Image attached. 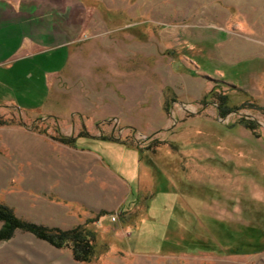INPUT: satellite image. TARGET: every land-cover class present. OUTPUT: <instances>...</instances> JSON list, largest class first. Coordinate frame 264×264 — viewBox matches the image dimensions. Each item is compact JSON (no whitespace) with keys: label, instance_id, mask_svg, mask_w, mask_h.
Wrapping results in <instances>:
<instances>
[{"label":"rangeland","instance_id":"rangeland-1","mask_svg":"<svg viewBox=\"0 0 264 264\" xmlns=\"http://www.w3.org/2000/svg\"><path fill=\"white\" fill-rule=\"evenodd\" d=\"M5 11L76 23L49 86L47 69L11 67L58 64L43 54L60 46L29 44L26 23L0 32V202L49 227L88 222L48 192L61 137L99 135L84 146L131 194L91 215L92 261L18 229L0 264H264V0H0Z\"/></svg>","mask_w":264,"mask_h":264},{"label":"crops","instance_id":"crops-1","mask_svg":"<svg viewBox=\"0 0 264 264\" xmlns=\"http://www.w3.org/2000/svg\"><path fill=\"white\" fill-rule=\"evenodd\" d=\"M31 4L34 6L36 5V3ZM5 12L7 14H0V32L3 28L10 27L11 25L16 24L20 26L26 23V28H30L33 33L32 36L28 38L29 44L36 45L38 42L49 43L50 45H59L60 47L58 49L63 50V52L57 53L56 56H53L54 53H52V51L55 52L54 50L46 51V53L43 54L46 57L51 54L52 59L53 57L58 58V64H54L53 62L46 63V61L36 60L34 57L33 59L26 57L20 61L14 62L11 67L17 69L24 65L28 68V75L31 74L30 77H36V79V75L39 73L40 69H47V71H44V82L45 85L49 86L48 71H51L50 74L57 73L67 64L69 51L65 44L70 41L73 35L71 34V28L72 23L75 21L67 20L66 18H62V21H57L54 17L44 16L42 20H39V22L41 21L40 24H34V21L31 20L32 17H27L23 15L22 12ZM62 37L65 38L61 40ZM19 48L21 49V46H19L16 51L19 50ZM6 62L7 60L0 62V64L6 65ZM18 62L25 63L17 65ZM6 67L8 68V65H6ZM18 88L21 89L25 87L20 85ZM4 89L6 90V86L3 85L0 79V91L4 93ZM26 93L30 94L29 92ZM1 99L6 98L0 95V100ZM98 136L99 135L82 137L83 145L79 147H71L69 145L64 148H58L61 151V155L55 156L53 161H51L53 167L50 168V170L54 171L55 184L53 189H48V192L50 191L54 196L66 202L68 211L76 212V216L81 215L88 219H91V215L93 216V214L117 213L123 205H125V202L131 194L128 183L119 177L110 166L104 164V158L98 153L99 151H97L96 148L84 146V144H86L84 139L93 140V138ZM90 143L96 146L98 145L96 140ZM72 223L70 228L79 225L81 222Z\"/></svg>","mask_w":264,"mask_h":264},{"label":"trees","instance_id":"trees-1","mask_svg":"<svg viewBox=\"0 0 264 264\" xmlns=\"http://www.w3.org/2000/svg\"><path fill=\"white\" fill-rule=\"evenodd\" d=\"M247 128L254 129L246 123ZM104 138V137H103ZM61 142L72 145L74 139L61 137ZM101 213L98 218L103 215ZM88 222L69 228L49 227L37 224L19 217L9 205L0 202V241L10 239L18 229L31 232L39 239L45 240L57 248H70L75 260L82 262L92 261L98 254L97 231L88 226Z\"/></svg>","mask_w":264,"mask_h":264},{"label":"built area","instance_id":"built-area-1","mask_svg":"<svg viewBox=\"0 0 264 264\" xmlns=\"http://www.w3.org/2000/svg\"><path fill=\"white\" fill-rule=\"evenodd\" d=\"M112 218H113V220H116V217L115 216H113Z\"/></svg>","mask_w":264,"mask_h":264}]
</instances>
